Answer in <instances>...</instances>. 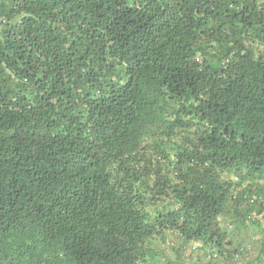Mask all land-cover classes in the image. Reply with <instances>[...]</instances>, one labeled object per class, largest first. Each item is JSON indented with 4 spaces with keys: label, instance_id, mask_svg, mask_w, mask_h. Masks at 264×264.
I'll list each match as a JSON object with an SVG mask.
<instances>
[{
    "label": "trees",
    "instance_id": "16d2710c",
    "mask_svg": "<svg viewBox=\"0 0 264 264\" xmlns=\"http://www.w3.org/2000/svg\"><path fill=\"white\" fill-rule=\"evenodd\" d=\"M263 220L264 0H0V264L213 260Z\"/></svg>",
    "mask_w": 264,
    "mask_h": 264
},
{
    "label": "rangeland",
    "instance_id": "374dc122",
    "mask_svg": "<svg viewBox=\"0 0 264 264\" xmlns=\"http://www.w3.org/2000/svg\"><path fill=\"white\" fill-rule=\"evenodd\" d=\"M264 223V220L262 221ZM251 237L264 240V229L257 228L254 232H249ZM244 242H248V250H244L243 253H236L235 246H229V250H232V255L224 257L223 255L210 260L209 253L202 248L200 243H190L185 245L182 238L171 231H167L163 236L156 237L154 239L155 246L162 254L161 259L166 262L169 260L175 264H264V256L261 252L264 250L263 244L256 243V240H251L249 236H245ZM252 241V242H251ZM255 242V243H254ZM258 256V259L254 260ZM254 260V261H253Z\"/></svg>",
    "mask_w": 264,
    "mask_h": 264
}]
</instances>
